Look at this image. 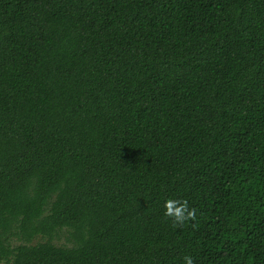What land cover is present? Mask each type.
I'll return each mask as SVG.
<instances>
[{
    "label": "trees",
    "instance_id": "obj_1",
    "mask_svg": "<svg viewBox=\"0 0 264 264\" xmlns=\"http://www.w3.org/2000/svg\"><path fill=\"white\" fill-rule=\"evenodd\" d=\"M185 256L264 264V0H0V264Z\"/></svg>",
    "mask_w": 264,
    "mask_h": 264
},
{
    "label": "clouds",
    "instance_id": "obj_2",
    "mask_svg": "<svg viewBox=\"0 0 264 264\" xmlns=\"http://www.w3.org/2000/svg\"><path fill=\"white\" fill-rule=\"evenodd\" d=\"M164 215L173 220L175 225H183L186 221L196 219V209H189L188 201L179 199H168L164 204ZM184 264H194L191 256H185Z\"/></svg>",
    "mask_w": 264,
    "mask_h": 264
}]
</instances>
